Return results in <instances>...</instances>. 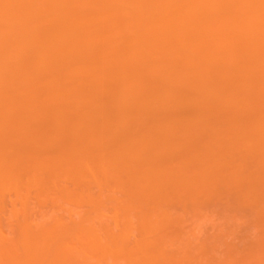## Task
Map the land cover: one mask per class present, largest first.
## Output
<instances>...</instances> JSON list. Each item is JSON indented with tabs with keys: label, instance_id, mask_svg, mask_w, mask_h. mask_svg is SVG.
<instances>
[{
	"label": "bare ground",
	"instance_id": "obj_1",
	"mask_svg": "<svg viewBox=\"0 0 264 264\" xmlns=\"http://www.w3.org/2000/svg\"><path fill=\"white\" fill-rule=\"evenodd\" d=\"M0 264H264V0H0Z\"/></svg>",
	"mask_w": 264,
	"mask_h": 264
},
{
	"label": "rangeland",
	"instance_id": "obj_2",
	"mask_svg": "<svg viewBox=\"0 0 264 264\" xmlns=\"http://www.w3.org/2000/svg\"><path fill=\"white\" fill-rule=\"evenodd\" d=\"M76 210H77V209H76ZM77 211H79V209H78ZM33 215L36 216V213L33 214ZM10 235H11V234H10ZM238 235H239V237H238ZM236 237H238V238L240 239V237H241L240 233L236 234V236H235L234 238H236ZM239 239H233V240L238 241Z\"/></svg>",
	"mask_w": 264,
	"mask_h": 264
}]
</instances>
